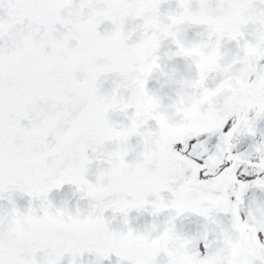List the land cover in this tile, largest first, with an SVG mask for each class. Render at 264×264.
<instances>
[{
    "label": "rangeland",
    "instance_id": "rangeland-1",
    "mask_svg": "<svg viewBox=\"0 0 264 264\" xmlns=\"http://www.w3.org/2000/svg\"><path fill=\"white\" fill-rule=\"evenodd\" d=\"M100 2L105 8L91 13L86 18L87 23H82L70 38L74 49L73 64L89 76L103 70L97 78L99 91L103 93L107 88L111 92L115 88L116 107L108 108L104 114L101 109L88 105L87 113L106 117L113 131L124 129L125 138L123 142H104L105 153H100L99 145H94L95 151L86 150L83 155L89 157V162L82 168L79 157H76L74 163L62 169L65 172L81 170L87 183L79 186L64 183L48 192L47 199L54 211L61 212L58 219L41 226L22 222V226L33 230L38 227L56 229L57 232L93 230L100 226L91 221L84 222L89 212L92 218L102 216L103 226L114 218L140 212L155 222L159 236L165 229L169 230V242L164 249L158 250L154 264L208 261L221 250L220 234L225 231L220 225L228 226L231 216L219 211L218 204L207 210L208 218L192 211L177 215L168 206L156 211L154 205H168L175 199L177 191L190 202L199 193L222 199L220 193L223 194L226 188L219 192H194L188 184L182 187L185 178L193 175L191 162L168 159L165 149L174 147L176 141H187L189 136H194L201 142L197 153L206 156L203 162L210 175L217 176L229 162L237 175L241 170L253 176L257 173L264 175V115L256 116L259 107L264 106V56L245 61L243 50L246 41L257 43L260 24L249 22L240 28L242 38H229V30L237 23V13L243 9L239 6L243 0ZM185 11L203 12L204 20L209 22L193 23L186 19L173 23L174 18ZM211 22L221 28L219 34L213 31ZM197 45L204 56L215 50L219 58L214 64L205 62L202 65L196 53L187 52ZM226 76L233 77L228 81L230 87L204 99L206 93L203 90L215 91ZM84 93L88 94L87 88ZM150 104L155 106L154 109H149ZM160 114L170 125L163 133ZM226 120L236 122L237 126L231 134L230 144L218 148V136ZM26 123L21 121V124ZM149 150L150 164L144 155ZM229 152L234 157L231 161ZM216 160L217 168L210 171L208 165ZM186 166L189 171L182 176V169ZM161 177L167 179V184L154 187ZM89 186L97 187L98 194H90ZM248 192L249 189L243 194L239 216L243 235L255 236L262 230L252 228L245 201ZM12 197L21 213L38 204L36 200L30 204L29 197L19 192H13ZM199 205L208 208L210 204L201 200ZM114 206L117 207L115 212L112 211ZM0 208L10 209L11 205L6 199L0 200ZM69 216L73 219L70 220ZM193 218L208 225L212 234L202 246L192 249L185 241ZM76 219L78 223L74 222ZM208 264H215V258Z\"/></svg>",
    "mask_w": 264,
    "mask_h": 264
},
{
    "label": "snow or ice",
    "instance_id": "snow-or-ice-1",
    "mask_svg": "<svg viewBox=\"0 0 264 264\" xmlns=\"http://www.w3.org/2000/svg\"><path fill=\"white\" fill-rule=\"evenodd\" d=\"M61 5L62 0H0V31L6 33L0 39V200L6 199L11 207H16L12 193L26 194L30 204L32 200L38 201V204L36 207L30 206L25 212L40 218H43L45 211H54L47 199L48 192L53 188H59L64 183L78 186L87 183L81 170L65 172L62 169L74 163L76 157L87 150L86 145L92 142L90 134L97 141H103L112 128L106 117L87 113L88 94L74 93L71 96L67 93L60 94L61 86L67 83L68 77L82 75L76 68L36 64L34 61L39 55L38 46L26 47L21 43L23 38L32 36L37 30L44 32L64 23ZM81 6L85 10L99 11L105 8L100 0H82ZM239 6L246 9V14L251 20L257 18L264 20V0H243ZM45 95H59V99L42 104L41 97ZM65 103L68 104L67 112L61 110ZM34 108H42L54 116L56 125L42 126L39 133L32 134L27 144L21 143L19 139L9 142V137L13 134L19 136L22 131L27 130V123L21 124V121H28L34 114ZM77 114L81 116V122L77 125L75 134L67 141L59 143L56 135L58 130L61 126L67 127L63 122L71 121ZM261 115H264V106L259 107L256 112L257 118ZM244 123L247 124L248 121L245 119ZM236 126V122L227 120L224 122L218 136V148L230 144L231 134ZM200 135L203 136V133ZM200 147L201 142L197 137L189 136L187 141H176L174 147L166 148L165 157L191 162L193 175L186 177L184 183H187L194 192H219L221 189L218 185L222 178L230 176L234 181L230 197H225L217 208L232 218L228 226L220 227L230 234L235 252L232 254L228 249L220 250L215 257V264H264V231L255 236L243 235L239 216L244 192L252 187H264V175L257 173L253 176L242 170L237 175L233 164L229 162L217 176H212L205 171L206 164L203 161L206 156L202 152L197 153ZM37 152L39 157L36 156ZM232 158L233 154L229 152V161ZM33 160L38 162L33 163ZM166 184L167 179L161 177L154 187L160 188ZM174 195L175 199L168 205H154L155 210L159 211V207L168 206L175 210L177 215L184 211H192L208 218L206 208L185 200L180 191ZM116 210L117 207L114 206L112 211ZM37 212L40 215H37ZM3 239L0 235V240ZM44 243L8 241L6 248L0 247V264H21L22 261L29 259L33 248ZM46 243L47 246L56 249L58 264L64 257L65 250L78 254L84 247L81 241L63 236ZM207 251L205 245V255ZM38 253L37 251L35 255L37 261L40 260L37 259ZM110 254L107 250L98 251L102 259H107ZM115 255L123 256L125 253L117 252ZM125 262L154 264L151 256H133L131 260Z\"/></svg>",
    "mask_w": 264,
    "mask_h": 264
},
{
    "label": "clouds",
    "instance_id": "clouds-1",
    "mask_svg": "<svg viewBox=\"0 0 264 264\" xmlns=\"http://www.w3.org/2000/svg\"><path fill=\"white\" fill-rule=\"evenodd\" d=\"M81 4L82 0H62L60 11L65 18V22L59 24V28L54 27L53 29L45 30L44 32H39V30H37L32 36L23 38L21 43L26 47H31L33 45L38 46L39 55L34 61L36 64H46L53 66L59 65L62 67L76 68L82 75H73L68 77L67 83L61 86L60 94L62 95L67 93L69 96L74 93L83 94L85 88H87L88 105L99 108L101 109L102 113L106 114L108 108L116 107L115 88H113L111 92L105 90L103 93H101L97 84V78L100 74H102L103 70L97 72L94 76H89L85 71L75 67L73 64L74 49L71 47L70 38L82 23H87L86 18L95 11V9L85 10ZM204 16L205 13L203 12L188 13L185 11L178 17L174 18L173 23H181L186 19L193 23L209 22L204 20ZM250 21L260 24V37L256 44H249L247 41L245 42L243 48L245 53V61H250L260 56H264V20H260L259 18L251 20V17L246 14V9L243 8L241 12L237 13V23L235 27L230 29L228 33L230 39H237L238 37L242 38L243 33L240 31V28L246 26ZM211 25L213 26L214 32L218 34L221 32V28L216 26V22H211ZM5 34V32L0 31V39H2ZM116 35H119V30L117 31ZM209 35H211V33H209ZM198 48V45L194 46L193 48L187 50V52L188 54L196 53V55L200 57V63L202 65L205 62L208 64H214L219 58V53L215 50L209 53L208 56H204L198 51ZM232 78L233 77L226 76L217 86V89L211 93H209L207 89H204L203 91L206 93V95H204V99H208L209 95H215L216 92L220 91L222 88L230 87L228 81ZM67 98L68 97L66 96L65 99ZM55 99H59V95H45L41 97V103L45 104ZM105 100H107L108 103H103ZM53 107H55V105H53ZM154 107V105H149L150 110L154 109ZM67 109L68 104L65 103L61 110L67 112ZM33 111V116L27 121V130L22 131L19 136L13 134L11 137H9V142L14 139H19L21 143L27 144L31 140L32 134L39 133L42 126L54 127L56 125V118L43 111L42 108H34ZM160 120L161 132L163 133L165 129L170 127V125L163 114H160ZM80 122L81 116L79 114L74 116L71 121H64L63 124L67 125V127L61 126V128L58 130L56 134L58 142L63 143L70 139L75 134L77 125ZM109 133L110 135L106 136V139H115L119 142H123L125 138V133L122 131H113L110 129ZM90 139L92 142L86 145V149H92L95 151L94 145L100 144L102 141H97L95 137L91 136V134ZM48 143L50 144L51 141ZM83 153L78 158L81 168L85 163L89 162V157L83 155ZM116 155H119V153H116ZM144 155L146 159H150L151 150H149V152ZM36 156L39 157V152L36 153ZM88 191L90 194L95 196L98 194L99 189L97 187L89 186ZM201 200L208 201L211 205L220 203L219 197L213 198L211 195H204L203 193H199L193 203L199 204V201ZM207 210L208 209H206V211ZM102 211L103 209H101V212ZM60 215L61 212L59 210L52 212L45 211L43 218H40L35 215H29L26 212L21 213L16 207H11L10 209L0 208V235H2L4 238L3 240H0V247L6 248L8 246V241H22L28 244H32L34 241H44V244H40L38 247L33 248L31 250L29 259L22 261L21 264H58L56 249L47 246L46 242L55 241L62 235H59L56 229H46L43 227H38L36 230H33L31 227L25 229L22 226V222L41 226L47 224L50 220L58 219ZM64 215H67V213L65 212ZM69 219L72 220L73 217L69 216ZM89 221H91L93 224H96L97 226H103L102 216H96L95 218H92L91 212H89L88 216H86L84 220L85 223ZM74 222L78 223L79 221L76 219ZM169 239L170 237L168 229H165V231L159 237H157L155 240H152L151 242H148L147 239L144 238L145 243L143 252L145 256L155 255L157 250L164 249L165 245L169 242ZM220 243L222 245L221 251L223 249H228L230 253L234 254L235 246L232 244L229 234L222 232L220 234ZM37 251L42 254L39 261H37L35 258ZM127 258L131 260L133 256H129ZM68 264H74L72 258H69Z\"/></svg>",
    "mask_w": 264,
    "mask_h": 264
},
{
    "label": "water",
    "instance_id": "water-1",
    "mask_svg": "<svg viewBox=\"0 0 264 264\" xmlns=\"http://www.w3.org/2000/svg\"><path fill=\"white\" fill-rule=\"evenodd\" d=\"M247 206L250 215L254 219V227L264 228V187H253L247 198ZM63 237L77 239L84 247L81 253L74 254L71 250H65L60 264H68L72 258L74 264H126L129 256H145L143 247L145 240L148 242L156 239V232L151 222L143 216L119 218L110 221L104 228L91 232L58 233ZM208 235L204 226L192 227L191 237L188 239L190 245H198ZM99 250H107L110 256L102 259L98 255ZM125 253L117 256L115 253ZM42 254H37V259ZM156 255V252H155ZM155 255H151L152 259Z\"/></svg>",
    "mask_w": 264,
    "mask_h": 264
},
{
    "label": "flooded vegetation",
    "instance_id": "flooded-vegetation-1",
    "mask_svg": "<svg viewBox=\"0 0 264 264\" xmlns=\"http://www.w3.org/2000/svg\"><path fill=\"white\" fill-rule=\"evenodd\" d=\"M216 155H217V153H215L214 155H213V160H215V157H216ZM234 158V157H233ZM233 158H232V160H233ZM237 161V160H236ZM217 163H218V161L216 160V161H214V162H212V163H210L209 165H208V169L211 171V170H215L216 168H217ZM182 176H184V174L185 173H187L188 171H189V167H185V168H183L182 169ZM205 171H207V169L205 168ZM234 182H233V179H232V177H226V178H222L221 179V181H220V183H219V187H220V189L222 190V189H224V188H226V191L222 194V193H220V197H223V198H225V197H228L229 195H231V193H232V184H233ZM187 183H184V185L182 186V187H184L185 185H186ZM228 189H230V192H229V190ZM223 198L222 199H220V203H222V201H223ZM209 203V202H208ZM219 203V204H220ZM210 204V203H209ZM210 207H213V205H209L208 206V208H206V209H209ZM232 219V218H231ZM194 219H192L191 221H190V223H189V229H190V225H191V223H192V221H193ZM231 221V220H230ZM226 232V231H225ZM227 233V232H226Z\"/></svg>",
    "mask_w": 264,
    "mask_h": 264
},
{
    "label": "trees",
    "instance_id": "trees-1",
    "mask_svg": "<svg viewBox=\"0 0 264 264\" xmlns=\"http://www.w3.org/2000/svg\"><path fill=\"white\" fill-rule=\"evenodd\" d=\"M111 130H112V129H111ZM120 131L124 132V129H121ZM108 135H110L109 132L107 133L106 136H108ZM113 141H115V139H106V138L104 139V142H105V143H107V142L111 143V142H113Z\"/></svg>",
    "mask_w": 264,
    "mask_h": 264
}]
</instances>
